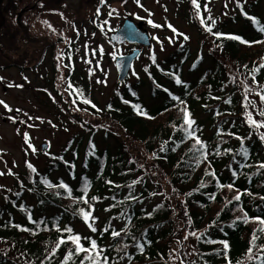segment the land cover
<instances>
[{"label":"trees","instance_id":"16d2710c","mask_svg":"<svg viewBox=\"0 0 264 264\" xmlns=\"http://www.w3.org/2000/svg\"><path fill=\"white\" fill-rule=\"evenodd\" d=\"M191 6L196 13L192 1ZM8 14H11V9H8ZM196 19L200 29L216 44L219 60H215L214 67L202 77L190 82L184 81L175 73L178 69L173 67L171 76L173 80L175 76L179 77L181 83L177 86L180 93L157 88L154 94L161 102L151 107L138 99L129 100L127 90L125 94L116 92V98L105 109L91 102L84 103L87 99L72 86L68 98L80 117L95 119L94 129L84 125L91 135L104 128L101 123L106 120L121 131L125 130L130 139L142 143L152 156L155 170L167 178L174 193L183 196L191 236L179 264H257L256 260L250 259L249 248L254 234L258 238L251 255H260L259 249L264 246V232L260 231L264 225L252 219L264 218V200L261 199L264 197V169L259 167L264 164V140L261 139L264 127L256 129L250 125L248 115L256 101L245 99L242 88L231 82L222 59L223 56L228 58L227 62L237 67L241 79L258 86L255 97L264 111V100L261 99L264 95V67H260L264 65V42L253 43L264 41V33L255 24L257 30L251 36L229 32L218 25L209 32L197 13ZM5 20L7 22V18ZM205 22L210 25L207 19ZM213 33L224 36L217 38ZM22 64L18 66L24 69ZM254 68H259L254 73L255 79ZM224 76L228 78L231 89ZM136 105L144 114L138 113ZM182 109H186L195 121L192 125L194 135L207 145L208 155L204 160L199 159L200 153L196 151L199 146L195 139L185 131L187 126L184 125ZM198 109L209 115L211 135L207 125L196 118ZM257 118L264 122V115L259 114ZM12 121L20 126L15 118ZM113 133L118 135L117 131ZM122 141L127 143V138ZM122 141L117 140L113 151L106 149L98 153L88 148V158L92 155L91 161H87L90 165L85 164L87 171L74 184L64 179L54 181L49 172L40 173L28 168V186L20 191L36 193L39 203L53 207L56 213L34 217L31 208L23 202L20 205L23 219L17 220L13 215L0 218V264H81V261L90 264L85 257L94 253L77 254L70 241L57 247L61 236L67 238L76 234L81 236L85 248L89 247L85 237L96 240L99 248L103 249L101 256L107 257L109 264H172L174 247L181 235L175 217L176 208L166 200L151 204L157 193L151 181L153 178L143 173ZM242 148L247 149V157L243 155ZM78 149L76 147L73 151L76 156ZM74 163L70 162L68 167L76 169ZM58 167L55 164L50 169ZM85 179L89 184L87 204L79 199L84 195ZM61 182L68 188L60 187ZM238 193L241 198L236 201L234 197ZM17 198L11 201L14 205L10 202L12 207H17ZM11 206L9 209L13 213ZM80 209H94L91 215L96 218L92 225L95 232L84 220ZM72 219L86 225L89 234L77 231L71 224ZM65 228H71L72 232H63ZM113 231L120 235L114 237ZM192 241L196 244L194 252L190 250ZM223 242H227V249ZM141 244L142 251L138 247ZM69 251L73 253L71 257L68 256Z\"/></svg>","mask_w":264,"mask_h":264},{"label":"rangeland","instance_id":"374dc122","mask_svg":"<svg viewBox=\"0 0 264 264\" xmlns=\"http://www.w3.org/2000/svg\"><path fill=\"white\" fill-rule=\"evenodd\" d=\"M11 1L12 6L19 10L24 0ZM90 1L91 11L88 10L86 15L80 0L66 2L67 9L55 18L33 14L27 18L29 31L17 28L16 14L11 17L7 11L9 18L0 36V173H3L0 175V218L13 215L17 220L23 219L20 213L23 202L31 208L34 217L56 213L53 207L40 204L36 193L20 191L28 186L29 164L40 173L49 172L54 181L64 179L74 184L88 169L92 158V155L87 156L88 148L98 153L106 149L113 151L118 139L122 141L127 138V143L122 142L127 145L143 173L153 178L154 181H151L157 188L151 204L166 200L176 208L175 217L181 235L174 247L171 262L179 264L191 236L183 196L174 193L167 178L155 170L152 156L145 151L143 144L130 139L125 130L123 132L114 123L104 120L101 123L104 128L100 131L93 135L87 132L84 125L94 129L95 119L80 117L76 113L77 109L72 107L68 98L72 87H65V82L71 83L82 97L102 109L116 98L117 90L125 94L129 85L135 89L140 100L151 107L161 102L156 100L154 94L157 88L168 87L180 93L172 82L175 79L171 76V81L164 71H171L174 67L184 81L198 80L214 67L215 60H219L217 46L200 29L190 0H105L103 5L101 0ZM198 2L203 6L202 14L207 17L208 23L212 22L208 20L211 16L215 24L229 32L251 36L257 30L244 12L264 23V0H239L243 12L238 0ZM99 4L102 7L97 16L94 11ZM125 19L142 23L150 33L154 48L142 47L143 52L128 78L119 83L115 60L136 48L111 43V35L119 30ZM168 25L183 35L174 33ZM184 36L188 39H184ZM186 54L189 57L186 58ZM226 59L223 56L228 78L242 88L245 99L256 101L248 117L250 125L258 129L251 120L259 122L257 117L262 111L255 97L259 88L241 79L237 67ZM21 63L24 69L18 66ZM158 67L162 70L159 71ZM223 78L228 83V78ZM228 86L232 88L229 83ZM127 92L129 97H133L132 89L128 88ZM14 118L19 122V127L12 121ZM196 118L207 125L208 134L211 135L213 130L209 115L203 109H198ZM114 131L118 132L117 136ZM46 143L50 144V149L43 151L42 146ZM76 147L79 148L77 156L73 152ZM74 161L76 169L68 167ZM55 164L59 167L51 170ZM16 198L17 207H12L14 203L11 201ZM100 215L101 218L105 216L101 212ZM71 224L81 233L90 232L78 220L72 219ZM190 250H196L193 241Z\"/></svg>","mask_w":264,"mask_h":264},{"label":"snow or ice","instance_id":"6c2138e0","mask_svg":"<svg viewBox=\"0 0 264 264\" xmlns=\"http://www.w3.org/2000/svg\"><path fill=\"white\" fill-rule=\"evenodd\" d=\"M137 2H139V0H137ZM192 3L196 9V13L197 15L200 17V20H201V23L204 24V26L206 27L207 31L209 32H212V27L215 25V21L212 19L211 16L208 17V20H211L212 21V24L211 25H208L206 22H205V19L204 17L200 14V4L197 2V0H192ZM238 6L241 8V11L243 12V5L242 4H239V0H238ZM111 14V13H110ZM246 17H248V19H250L258 28V30L261 32V33H264V24H261L260 21H258L255 17H249L247 13H243ZM62 15V14H61ZM149 23H152L151 21H149ZM50 26V25H49ZM156 27H159V25H154ZM169 28L172 29V31L174 33H176L177 35H183L181 33H177V30L175 28H172L171 25H168ZM77 34L79 35V32H77ZM213 35H216L217 38H220L222 36H224V34L222 33H213ZM228 38H231V39H240V37H237V36H229ZM184 39H188L187 36H184ZM170 42H171V38H169ZM244 43H249L248 41H242ZM261 42H264V41H254L253 43H261ZM153 60H155V57H153ZM89 63H91V61H88ZM260 67H264V65H261ZM259 71V68H254L252 69V72H253V79H255V76H254V73ZM2 79V78H0ZM175 80H176V83L177 84H180L181 81L179 79L178 76H175ZM247 91V90H246ZM174 99H177L176 97H173ZM261 99L264 100V95L261 96ZM84 103H90V101L88 100H84L83 101ZM2 103V102H0ZM6 106V105H5ZM247 106V105H246ZM7 107V106H6ZM93 107H95L93 105ZM136 108V110L138 111L139 114H144L143 113V110L138 106H134ZM10 110V109H9ZM182 111L184 112V125H186L187 127L185 128V131H187V134L190 138H193L195 139V143L196 145H198L199 147L196 148V151L200 153V156H199V159L200 160H204L207 158V151H206V147L207 145L201 141L198 137H196L194 135L195 133V129L192 128V125L195 123L194 120L191 119V116H190V113L186 110V109H182ZM260 115H264V111H261L260 112ZM249 116H251V114L249 113ZM251 123L253 125H255L256 127H264V122H257L255 120H251ZM241 140L243 138H240ZM261 139L264 140V135L261 136ZM93 149H94V145L92 146ZM35 150V149H33ZM242 153L245 157H247L248 155V152H247V149L246 148H242ZM30 168L32 167L30 164L28 165ZM260 168L264 169V164H260L259 166ZM33 171H35L34 168H32ZM213 176L215 175V173H211ZM0 175H3V173H0ZM235 175V173H234ZM47 183V181H45ZM60 187L62 188H65L67 189L68 186L66 184H63V182H61V184L59 185ZM88 182L87 180L85 179V182L83 184V192H84V195L82 197H80L79 199H81L85 204L88 203V199H87V189H88ZM202 187L204 185H201ZM49 187H52L51 184H49ZM229 188H232L233 185H228ZM241 198V194L238 193L234 199L236 201H239ZM92 199H97L96 197H93ZM262 200H264V197H261ZM94 209H89V210H84V209H80V213L82 214L84 220L86 222H88L89 224V227L91 228V230L93 232L96 231V229L92 226L93 223L95 222V217H93L91 215V212L93 211ZM29 219L31 220V215L29 214ZM239 219V218H238ZM245 219L247 220L248 217L246 216L245 214ZM252 219H255L258 221L259 224L261 225H264V218H260V217H255V218H252ZM33 223H36L35 221H33ZM42 223V222H41ZM27 230V229H25ZM108 229H105V231H107ZM260 231L264 232V227H262L260 229ZM63 232H66V233H71L72 232V229L71 228H65L63 229ZM112 235L115 237V236H119L120 233L119 232H115L113 231ZM194 235V233H193ZM258 237L254 234L253 237H252V243L250 245V248H249V257L250 259H254L257 261V264H264V246L260 247L259 251H260V255L258 256H255L253 257L251 255L252 253V249L256 246L255 245V240L257 239ZM81 236L76 234V235H69L67 238H65L64 236H61L60 240L58 241L57 243V247H59V245L61 244H64V243H67V242H71L75 245V252L78 254V253H81V252H84V253H94V255H87L85 257V260L89 261L90 264H109V260L107 257H102L101 256V252L103 251V249H100L96 240L94 239H91L89 237H85L84 239L85 240H88L89 241V247L88 248H85L83 246V244L81 243ZM224 243V248L227 249L228 248V244L227 242H223ZM138 247L141 249V251L143 250V245H138ZM55 253H53L54 255ZM73 255L72 251H69L68 253V256L71 257ZM81 264H84V261H81ZM229 264H231V262H229Z\"/></svg>","mask_w":264,"mask_h":264},{"label":"flooded vegetation","instance_id":"af4514ba","mask_svg":"<svg viewBox=\"0 0 264 264\" xmlns=\"http://www.w3.org/2000/svg\"><path fill=\"white\" fill-rule=\"evenodd\" d=\"M71 1L73 0H24L20 9L18 10V8L12 6L11 0H4L0 11V18H9L8 15H6V12L8 9H11L12 16H15L16 14L15 18L20 19V29L23 28V30L27 31L29 30V27H27L28 17L32 16L33 14H40V16L44 18H55L58 14L64 13V10L67 9L66 2ZM80 5L85 8L84 13L86 15L91 6V1L80 0ZM89 11H91V9ZM4 26H6V20Z\"/></svg>","mask_w":264,"mask_h":264},{"label":"water","instance_id":"95a60500","mask_svg":"<svg viewBox=\"0 0 264 264\" xmlns=\"http://www.w3.org/2000/svg\"><path fill=\"white\" fill-rule=\"evenodd\" d=\"M3 0H0V10ZM1 31V28H0ZM111 41L116 44H124L126 42L139 44L142 46H150V40L147 34L141 32L138 27L131 21L127 20L125 24L111 37ZM141 54L140 51H134L132 54L117 58L116 67L119 74V82H123L131 70L136 58ZM49 144L43 145V150L49 149Z\"/></svg>","mask_w":264,"mask_h":264}]
</instances>
